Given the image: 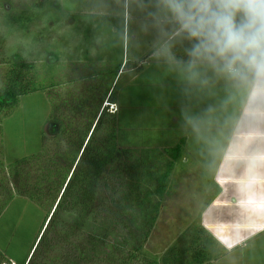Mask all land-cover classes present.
I'll return each instance as SVG.
<instances>
[{
  "label": "rangeland",
  "instance_id": "rangeland-1",
  "mask_svg": "<svg viewBox=\"0 0 264 264\" xmlns=\"http://www.w3.org/2000/svg\"><path fill=\"white\" fill-rule=\"evenodd\" d=\"M92 6L93 0H0V74L8 64H27L36 65L40 75L39 91L21 98L16 109L0 124V164L3 165L0 198L12 187L11 166L41 153L43 146L51 144L58 130L54 119L66 123L79 121L76 106L80 99L85 101L86 109L95 110L97 102L88 91L92 79L98 76L94 82H100L104 90L111 88L116 95L115 99L108 98L104 107L108 108V115L117 117L120 149L170 152L186 139L160 218L151 229L141 257L157 259L160 264L181 255L192 259L199 244L194 243L195 236L202 231V237L208 234L219 244L206 255L204 264H264V223L260 228L256 226V233L251 230L246 233V226L241 223L242 220L258 222L259 215L245 219L240 213L253 209L255 202H249L247 196L233 202L230 198H218L223 191L218 185L219 170L228 162L231 134L235 130L249 132L260 128L264 116L247 112L243 96L226 88L223 82L185 95L176 75L151 60L146 46L138 53L144 65L125 61L128 64L125 67L121 48L112 47L115 41L110 24L118 25V21L108 18L109 24L93 17ZM97 37L102 38V44H97ZM130 68L135 69L131 75ZM115 73L117 78H113ZM254 120L256 127L251 125ZM101 141L98 137L94 150L102 149ZM118 165L107 174L102 185L113 202L129 191L131 181H144L147 168L128 174L121 163ZM35 179L36 173L32 171L31 180ZM238 180L237 185L242 189L244 180L251 184L248 198H259L262 186L247 179L244 169ZM147 187L154 188L151 184ZM75 201L65 205L72 212L62 213L63 224L81 220L80 198L75 196ZM256 203L258 211L264 209V197ZM47 211L17 196L2 214L0 250L11 263L28 261L43 230ZM142 212L140 205H125L116 212L118 221L112 225L106 221L108 211L99 210L97 216L87 220L85 230L96 233L105 230L112 237L137 241L140 231L149 230ZM235 212L241 217H231L237 215ZM228 222L241 223L239 233L244 231L245 238L236 244L235 228L233 232L223 229V236L229 233L228 238L234 243L225 248L216 234ZM237 235L242 239L241 234Z\"/></svg>",
  "mask_w": 264,
  "mask_h": 264
},
{
  "label": "trees",
  "instance_id": "trees-1",
  "mask_svg": "<svg viewBox=\"0 0 264 264\" xmlns=\"http://www.w3.org/2000/svg\"><path fill=\"white\" fill-rule=\"evenodd\" d=\"M1 70L0 124L16 109L21 98L39 91L40 81L36 65L8 64ZM117 76L115 73L113 78ZM95 80L98 76H94L88 91L90 95L92 93L90 98L97 102L95 110L86 109L85 101L80 99L76 106L79 121L66 123L53 118L58 130L51 144L43 146L41 153L11 166L9 174L13 184L6 190L4 198H0V217L17 196L48 209L43 230L25 264H160L157 259L148 260L141 255L151 229L160 218L175 164L182 158L186 139L170 152L120 149L117 117L108 115V108L104 107L106 100L115 99L116 95L111 88L104 90L105 87ZM98 137L102 139L99 145L102 149L94 150ZM92 153L95 155L90 157ZM118 163L128 174L147 168L144 181H131L129 191L113 202L109 201L102 185ZM32 171L36 173L35 181L31 180ZM149 184L154 188L147 187ZM75 196L80 198L81 220L63 224L62 213L72 212L64 207L76 203ZM136 204L140 205L149 226V230L140 231L139 240L112 237L105 230L86 232L87 220L97 216L99 210L108 211L106 221L115 225L118 221L116 212L125 205ZM201 232L195 236L194 243L199 244L192 259L175 256L174 259H165L166 264H204L206 255L219 244L208 234L202 237ZM0 264H13L1 250Z\"/></svg>",
  "mask_w": 264,
  "mask_h": 264
},
{
  "label": "clouds",
  "instance_id": "clouds-1",
  "mask_svg": "<svg viewBox=\"0 0 264 264\" xmlns=\"http://www.w3.org/2000/svg\"><path fill=\"white\" fill-rule=\"evenodd\" d=\"M90 15L118 21L110 24L112 47L125 67L144 65L138 53L146 46L185 95L223 82L247 112L264 116V0H93Z\"/></svg>",
  "mask_w": 264,
  "mask_h": 264
},
{
  "label": "crops",
  "instance_id": "crops-1",
  "mask_svg": "<svg viewBox=\"0 0 264 264\" xmlns=\"http://www.w3.org/2000/svg\"><path fill=\"white\" fill-rule=\"evenodd\" d=\"M254 116V115H252ZM263 120V119H262ZM255 122L256 120H254V122L251 124L252 127L255 126ZM243 123V122H242ZM256 127V126H255ZM264 120L261 121L260 123V128H252L250 129V131H236L234 133L231 134V145H230V149L229 151H227V155L226 158L228 160V162L225 164V166L219 170V176L218 179L220 180L219 184L220 187L223 189L222 192H220L218 198L221 200V198L225 199V198H230L231 202L235 201V199L240 198L241 196H243L242 198L245 199L247 196V200L249 202H255V204H252L253 209H247L246 212H240L242 214V217H244L246 219V217L248 218H253V216H258L260 219L257 220L258 222H252L249 223V220H242L241 223L244 224L246 226V233H248L247 231H250L251 233H256L257 231H255L256 226L258 228H260L263 223H264V209H261L258 211V205H257V201L263 199L264 197ZM251 134H248L250 133ZM238 133V134H237ZM242 134L243 136L240 137ZM235 135L237 136L235 138ZM241 138V140H239ZM245 170V175L247 176V179L250 180H254L256 182V184H259L260 186H262V189L260 191L261 194L259 193V198L256 196V201L255 199L251 200L252 198H248L249 195H247L248 188L250 187V183L247 180L243 181V189L240 188L237 183L239 182L238 180V174L240 172H242V170ZM258 179V181H257ZM232 186V187H230ZM254 186V185H253ZM257 193L259 192L258 190H256ZM255 191V192H256ZM250 204V203H249ZM257 207V208H256ZM252 212V213H251ZM237 214V212H235ZM231 216V215H230ZM231 217H241L239 214H237L236 216H231ZM263 222V223H262ZM241 223L239 224H233L231 222H228L226 224V226L222 225V228H220L221 230H218V234H216V237L219 238L220 242L222 243V245L225 246H229L232 247L233 246V241H230L228 236H230L229 233H227V237H224V230L223 229H227L228 231H232L235 228L236 233V244H238L239 242L243 241V238H245L244 231H241V233H239L240 230H242V227L239 225H242ZM224 227V228H223ZM250 229H248V228ZM257 228V229H258ZM259 232V230H258ZM221 234V236L219 237V235ZM237 234H241L242 235V239H239L240 236L238 237ZM249 235V234H248ZM226 242V243H225ZM226 248V247H225ZM229 249V248H227Z\"/></svg>",
  "mask_w": 264,
  "mask_h": 264
},
{
  "label": "built area",
  "instance_id": "built-area-1",
  "mask_svg": "<svg viewBox=\"0 0 264 264\" xmlns=\"http://www.w3.org/2000/svg\"><path fill=\"white\" fill-rule=\"evenodd\" d=\"M112 107V106H111Z\"/></svg>",
  "mask_w": 264,
  "mask_h": 264
}]
</instances>
